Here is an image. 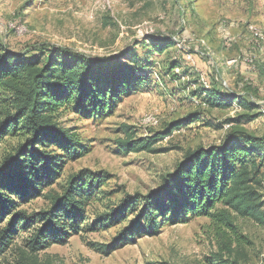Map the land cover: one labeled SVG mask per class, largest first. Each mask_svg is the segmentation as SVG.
Returning a JSON list of instances; mask_svg holds the SVG:
<instances>
[{
	"label": "rangeland",
	"instance_id": "obj_1",
	"mask_svg": "<svg viewBox=\"0 0 264 264\" xmlns=\"http://www.w3.org/2000/svg\"><path fill=\"white\" fill-rule=\"evenodd\" d=\"M239 1L0 0V47L14 54L33 56L41 48L58 47L92 58H121L127 63L135 56L150 65L146 71L148 89L123 96L105 116L83 119L66 113L58 120L75 132L87 153L66 162L54 185L13 212L36 215L48 210V194L60 195L68 177L81 170L104 172L110 179L88 204L81 231L72 233L64 244L39 251L34 255L39 264H209L213 255H221L228 264H264V225L235 216V227L247 241L232 245L230 254L222 249L232 235L224 228L220 232L226 237L221 238L206 218L165 225L158 236L122 243L109 255L101 250L123 234L133 217L92 232L85 226L118 208L126 196L157 192L162 176L172 173L188 150L218 146L235 128L264 137V33L248 17H239ZM149 38L157 42L169 39L175 45L162 54L147 56ZM173 61L181 67L173 73L179 80L166 68ZM211 88L255 103L260 116L245 125L228 122L242 111L235 103L226 108L205 105L204 94L199 92ZM193 114L195 121L154 145L163 152H118L117 142L124 138L121 126L130 127L136 138L145 140ZM21 140L13 136L0 140V163ZM262 172L264 201V167ZM36 226L25 232L18 229L0 254V264H19L22 253L30 254L26 241Z\"/></svg>",
	"mask_w": 264,
	"mask_h": 264
},
{
	"label": "trees",
	"instance_id": "obj_2",
	"mask_svg": "<svg viewBox=\"0 0 264 264\" xmlns=\"http://www.w3.org/2000/svg\"><path fill=\"white\" fill-rule=\"evenodd\" d=\"M147 41L150 42L147 56L162 54L175 45L169 39ZM149 67L147 60L135 56L127 63L121 62V58H92L58 47L41 48L33 56L14 54L0 47V140L7 136L24 139L0 163V254L8 248L18 229L25 232L37 225L26 241L31 255L22 253L19 264H39L34 258L39 251L52 244H64L72 233L81 231L79 225L86 208L101 194L109 174L81 170L68 177L60 195L48 194V210L36 215L13 211L54 185L66 162L87 153L75 132L58 122L60 117L66 113L83 119L105 116L123 96L148 89ZM166 68L179 80L173 74L181 69L177 61ZM201 94L205 105L211 108H226L235 103L242 114L228 122L236 126L260 116L255 103L236 95L213 88L202 89ZM195 119L197 116L190 115L145 140L136 138L130 127L121 126L124 138L117 142L118 152L161 153L164 150L155 149L154 145ZM263 167L264 137L232 129L218 146L188 150L173 172L162 176V187L157 192L126 196L118 208L98 217L92 225H85L86 231L102 226L111 228L133 217L123 234L101 250L109 255L122 243L132 244L142 236H158L165 225L206 218L221 238L226 237L220 232L224 228L230 232L232 240H226L222 249L230 254L232 245L247 241L236 229L233 216L264 225ZM7 217L10 218L2 226ZM210 261L228 264L221 255H213Z\"/></svg>",
	"mask_w": 264,
	"mask_h": 264
},
{
	"label": "crops",
	"instance_id": "obj_3",
	"mask_svg": "<svg viewBox=\"0 0 264 264\" xmlns=\"http://www.w3.org/2000/svg\"><path fill=\"white\" fill-rule=\"evenodd\" d=\"M239 5L242 8L239 9V17H248L250 22L264 33V0H240Z\"/></svg>",
	"mask_w": 264,
	"mask_h": 264
},
{
	"label": "bare ground",
	"instance_id": "obj_4",
	"mask_svg": "<svg viewBox=\"0 0 264 264\" xmlns=\"http://www.w3.org/2000/svg\"><path fill=\"white\" fill-rule=\"evenodd\" d=\"M254 35H255V36H258L259 39H262V37H261L260 34L256 33V34H254Z\"/></svg>",
	"mask_w": 264,
	"mask_h": 264
}]
</instances>
